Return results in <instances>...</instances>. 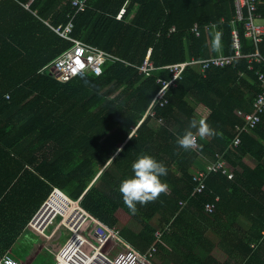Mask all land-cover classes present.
Instances as JSON below:
<instances>
[{
    "label": "trees",
    "instance_id": "obj_1",
    "mask_svg": "<svg viewBox=\"0 0 264 264\" xmlns=\"http://www.w3.org/2000/svg\"><path fill=\"white\" fill-rule=\"evenodd\" d=\"M258 13L264 18V0ZM74 15V38L123 61L107 62L101 75L84 73L63 82L44 68L74 43L48 23L67 24ZM235 16V0H88L78 13L72 0H0V257L57 187L74 200L81 198L103 223L120 227L124 239L142 252L156 241L159 228L170 225L172 231L158 244L161 264L170 255L165 243L174 241L187 247L186 257L208 243L207 255H197L199 264H221L206 231L211 224L225 230L245 215L251 230L236 247L245 248V264H264L257 261L264 258V114L253 132L231 147L239 111H251L264 90V67L250 69L249 59L242 58L205 75L188 68L178 85L168 88V102L150 110L163 86L159 79L172 77L167 66L219 54L215 32L205 29L211 22L225 19L219 26L223 54L235 53L234 28L242 52L256 51ZM195 24L201 26L200 36L192 32ZM259 47L264 52V41ZM150 50L155 69L142 72ZM197 106L217 134L197 137L198 148L185 151L176 139L199 119ZM141 154L167 166L162 178L167 190L137 204L132 214L119 185L132 175L131 165ZM217 154H224L235 177L212 174L207 189L194 194V170L204 157L215 160ZM248 156L258 164H248ZM216 196L221 200L208 215L205 205Z\"/></svg>",
    "mask_w": 264,
    "mask_h": 264
},
{
    "label": "built area",
    "instance_id": "obj_2",
    "mask_svg": "<svg viewBox=\"0 0 264 264\" xmlns=\"http://www.w3.org/2000/svg\"><path fill=\"white\" fill-rule=\"evenodd\" d=\"M260 1L235 0L236 16L234 22H243L245 36L253 41L256 51L249 55L242 52L240 32L238 28H234L233 42L235 53L233 55L220 53L217 56L206 59L193 58L167 66L166 68L170 71L172 77L170 80L159 79L163 86L153 100L150 107L151 112L157 103L164 106L168 102L166 97L168 88L177 86L188 68L205 75L212 67L235 65L242 58L249 59L250 69H254L256 65L264 67V52L259 47L264 41V18L258 13ZM72 5L76 13L83 12L88 7V0H72ZM74 17L75 15L67 24L53 26L48 23L60 37L74 43L71 48L64 51L44 68L48 69L51 74L63 82H67L84 73L101 75L107 62L123 61L118 56L98 46L74 38L72 35ZM224 21L225 19L223 18L220 22H211L206 25L205 29L213 31L219 36V26ZM173 31H176L175 27L171 29V32ZM200 31L201 26L195 24L192 32L200 36ZM140 69L142 72H149L155 69V65L147 57ZM7 97L9 98V95ZM263 114L264 90L257 95L251 111H239L241 122L236 125L237 136L231 145L232 148L241 144L243 134L253 132L262 121ZM198 144L197 138L192 148L197 149ZM204 159L206 162L205 166L197 170L193 175V182L195 183L194 194L203 193L207 189V180L212 174L221 173L229 179L235 177V172L230 169L224 154H217L215 160H210L206 157ZM220 200V196H216L215 201L208 202L205 205V213L208 215L213 214ZM185 204L186 202L181 201L182 206ZM51 226L54 227L50 230ZM28 227L48 241L58 232L60 233L59 237H61L63 229L70 231L68 238L56 253L54 264H161L158 257V244L163 242L162 239L165 233L172 231L170 225L159 228L155 233L156 241L147 251L142 252L124 239L120 227H111L103 223L82 206L81 198L74 200L57 187L54 188L48 199L33 216ZM111 243H116L120 249H112L111 252H105L104 248ZM252 247L256 248L257 244L253 243ZM0 264L22 263L9 253H6L0 257Z\"/></svg>",
    "mask_w": 264,
    "mask_h": 264
},
{
    "label": "crops",
    "instance_id": "obj_3",
    "mask_svg": "<svg viewBox=\"0 0 264 264\" xmlns=\"http://www.w3.org/2000/svg\"><path fill=\"white\" fill-rule=\"evenodd\" d=\"M216 35V34H215ZM218 47H219V54L222 53L221 46L219 43V36L216 35ZM151 51V50H150ZM148 53V57L150 58L151 53ZM205 119V118H204ZM245 161L250 164L251 166H256L258 162L256 159H254L251 156L246 157ZM206 162L205 159H203L202 165L197 167L194 172L199 170L200 168H203L205 166ZM251 222L248 220V218L245 215H239L233 224H231L227 229L221 230L215 225H210L206 231V235L211 237L212 241L214 242V247L212 251V255L221 263V264H245V254L246 250L245 248H238V244H241V240L245 241V238H247V235L249 231L251 230ZM223 233V234H222ZM226 235L228 238L227 240L223 241L222 236ZM246 236V237H245ZM59 237H52L51 240H47L46 238L38 235L34 231L30 230L29 227L26 228V230L22 233V235L19 237L18 241L15 243L13 248L6 253H9L13 258L17 259L18 254L22 256L23 260L26 261L27 264H33L35 262L36 258L43 253L47 248H51L50 250L53 252V262H55L56 253L59 250L60 245H51L52 240L57 239ZM174 245H168L165 243V246H167V249L170 251V255L168 257L165 256L164 260H167V264H199V259L197 255H207L209 249L205 248V245L208 243L201 244L202 247L195 248L196 253L195 255H188V257L184 256L183 251L187 250V247L185 245L179 244L174 241ZM224 243V244H223ZM256 243V242H254ZM253 244V243H252ZM251 244V247H252ZM257 244V243H256ZM213 245L210 244L209 247H212ZM226 249V251L222 248ZM254 248V247H252ZM25 249L28 253L25 254L22 252V250ZM256 249V248H255ZM17 253V254H16ZM20 258V257H19ZM264 259V258H263ZM263 259H257L258 262H263ZM256 264V263H254Z\"/></svg>",
    "mask_w": 264,
    "mask_h": 264
},
{
    "label": "clouds",
    "instance_id": "obj_4",
    "mask_svg": "<svg viewBox=\"0 0 264 264\" xmlns=\"http://www.w3.org/2000/svg\"><path fill=\"white\" fill-rule=\"evenodd\" d=\"M216 134V130L205 119L193 118L183 135L177 136L176 144L187 151L194 145L197 137L203 139ZM131 168L132 175L120 182L119 192L124 204L135 214L137 204L152 202L167 190V183L162 178L167 176L168 169L163 162L150 154L138 156Z\"/></svg>",
    "mask_w": 264,
    "mask_h": 264
},
{
    "label": "rangeland",
    "instance_id": "obj_5",
    "mask_svg": "<svg viewBox=\"0 0 264 264\" xmlns=\"http://www.w3.org/2000/svg\"><path fill=\"white\" fill-rule=\"evenodd\" d=\"M191 102L193 103V105H197L193 100H191ZM204 109H203V107L202 106H200V107H198L197 106V111H198V113H197V115H198V118L199 119H204L205 118V116H206V111L204 112L203 111ZM54 226H51V228H50V230L53 228ZM59 233V232H58ZM56 234L54 237H59V235H60V233L59 234ZM69 234H70V231L69 230H65V229H63L62 231H61V237H59V238H57V239H54V240H52L53 242H51V245H57L58 244V246L60 245V247H61V245L66 241V239L68 238V236H69ZM59 247V248H60ZM51 248H47L43 253H41L37 258H36V260H35V262H33V264H52V262H53V252L50 250ZM110 249V250H109ZM112 249H120V247H119V245H117L116 243H111V245L110 246H106L105 248H104V251L105 252H111L112 251ZM22 252H24L25 254H27L28 252L27 251H25V249H23L22 250ZM18 260V259H17ZM23 258H20V260H18L20 263H22L23 261ZM160 261V260H159ZM161 262V261H160Z\"/></svg>",
    "mask_w": 264,
    "mask_h": 264
}]
</instances>
